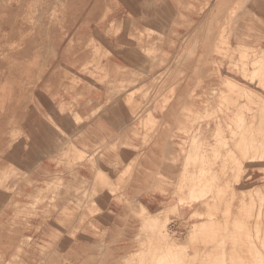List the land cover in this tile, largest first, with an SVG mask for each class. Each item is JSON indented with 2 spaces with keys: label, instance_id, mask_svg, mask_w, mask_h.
Here are the masks:
<instances>
[{
  "label": "rangeland",
  "instance_id": "1",
  "mask_svg": "<svg viewBox=\"0 0 264 264\" xmlns=\"http://www.w3.org/2000/svg\"><path fill=\"white\" fill-rule=\"evenodd\" d=\"M263 1H238L224 12L220 8L218 11H214L215 9L212 8L214 0H189L188 5L181 8L182 11L179 12L178 19L174 18L171 11L168 10L166 0H156L157 7L153 11V18L148 19V25L144 28L132 27L133 23L131 20L127 21L128 19L117 21L115 25L111 22L112 27L107 31L108 35H121L129 44H139L140 51L145 53L143 55L153 56L147 60L144 72L126 74L132 78L141 74L140 77L145 79L141 85H143L142 89L147 88L149 97L146 101L140 99L143 106L135 103L139 107L141 105L142 110L145 106H149L147 101L151 103L150 107L152 105L160 106L162 112L169 110V107L177 106L181 109L179 114L174 115L176 125L179 126L178 128L175 124L173 125V127L176 126V131H172V126L166 125L158 119L155 121L152 113L134 114L137 122L133 127V136L139 139L141 147L132 148L133 151L142 153L149 152V149L151 151V148L157 147L154 141L161 135L159 140L162 137L177 139L179 154L184 156L174 194L178 198V203L188 205L186 197L202 196L204 191L206 194L204 195L205 199L203 198L198 205H195L196 209L181 226L172 220L173 217H180V212L175 211L176 207L179 208L178 204L175 205L176 207L173 206L158 213L157 216L161 218L158 224L156 223L157 217L147 223L146 212L142 210L137 216L141 227L136 241L132 243L133 247L126 249L127 251L120 249L121 252L116 249L115 252V249L111 250L105 243L100 242L99 246L97 245L99 242H96L92 249L98 253L104 251L103 254L96 256L90 252L91 243L88 236L90 234L87 233L90 228L100 236V226L97 225L96 219L103 212L101 195L105 191L107 197H115L122 184L125 182L126 186L132 179V165L134 167L136 163L128 165L118 180L114 181L100 167L95 169L98 164L95 161L96 156L101 154L100 147L93 149L85 147V149H76L75 153H70L75 148L84 147L82 136L87 133L85 130L92 120L89 116L82 117L77 112L71 113L65 118V125L61 126L52 116L36 120L37 115L28 113L27 116L22 112L11 113L16 117L15 119L18 116L17 121L19 122L11 124L7 113L16 110L20 103V107H22L24 105L22 100L28 97L31 100L39 89L41 90L40 86L43 84L41 79L43 78H40L38 70L42 68V62L40 57V62L35 57V48L28 49V45L33 46L31 42L34 41V45L35 41L38 42V32L49 36V31L53 30L54 43L47 44L45 48L50 52L53 51L54 46L56 47L55 51L59 58V64L55 67L56 74L60 73L64 58L67 57L62 56L60 50L70 47L74 53L86 55V60L76 68L77 73L80 72L81 75L83 71V75L88 76L89 73L95 77L98 73L103 75L104 67L102 68V66L105 65L102 64V61L106 58L104 53L110 51L102 50V45L99 43L103 41L102 36L98 34L94 38L85 39L81 36L73 38V35L76 28L88 19L86 17L87 10H89L87 24H90L91 19H93L92 22L104 21L112 11L108 3L109 0H0V120H10L2 124L1 129H12V137L16 143L8 148V153L4 152L1 156L2 158L7 155L9 162L7 165L5 164L8 166V170H0V191L2 192L0 194V226L11 227L14 223L12 225L14 227L15 223L18 225L23 220L18 227L15 225L19 229L18 231L13 227L8 228L13 232L14 236L11 235L12 232L9 234L12 239L7 235L9 232H5L8 230L5 229L6 226L0 227L2 237L3 233H6L3 238L0 236V240L4 239L2 242L5 241L6 235L7 241L19 238L18 241H20L22 237L19 244L9 242L11 246L14 244L10 249H13L12 257H15L9 258L7 254L12 250H7L6 258L0 257V264H23L26 260V264H151L156 261L157 257H160L165 264L169 259L174 262H184V264L190 260H195V263L198 264L205 262L219 264L222 261L240 264L248 263L249 259H252L251 257L257 259L255 255H251L256 251L247 248L248 246L244 247L236 258H233L231 254L234 252V245L240 246L237 244L239 237L244 240L248 239L247 244L250 240L255 241L257 229L254 224L258 220L256 219L257 212L261 205L263 206L261 208L264 209V131L262 134L261 132L252 134L256 129L264 128V104L260 100L262 99L260 89H254L253 85H250V82H247L241 74L245 64L249 63L247 66L250 67V64L256 62V59L262 60L258 59V53L261 42L264 41V32L261 34L260 40L258 37L250 40L252 42L250 45L235 46L229 39V35L231 37L233 33L227 31H231L235 26V22L239 19L240 12L245 10V6L250 12L255 13V6L258 2ZM196 7H200L199 10ZM209 9L211 10L210 17L206 16L209 14ZM188 13L206 16L205 21L198 24L185 16ZM67 15H73L75 18L71 17L72 19L68 21ZM36 20H38V24ZM187 26L191 29H188V35L180 36L177 30ZM192 30H198V32L190 34ZM109 31L112 33L110 34ZM170 40L172 47L177 48L181 58L178 60L179 66L175 70L166 65L167 59L170 60L171 56L167 54L164 47ZM75 46L78 48L77 51L74 50ZM262 48L264 49V46ZM256 53L257 55H255ZM84 66H86V70H80ZM69 72L66 71V76H69ZM126 78L123 77L117 87L116 82L112 83L115 92L122 89L120 85L126 83ZM73 81L76 87L78 83L83 82L81 79L76 80L78 83ZM141 85L135 90L139 89ZM124 87V91L127 92L129 89L125 85ZM5 90L16 98L11 99L13 96L3 97L2 94ZM252 90H259V92L253 94ZM135 92L130 91L131 95L128 96L130 101L134 98L131 97ZM137 94L139 95V92ZM237 96H241L237 98L240 103L237 107H233L229 103H222L225 98L233 97L234 99L235 97L236 99ZM55 97L57 95H53L50 99ZM139 97L142 98L141 93ZM128 99L126 105L131 104ZM132 103L131 106L136 105L134 101ZM250 107L254 108L250 111ZM226 115L231 119H227ZM237 116H243V120L247 119L241 124L246 128H238L235 126L236 124H233L234 118ZM238 122L240 123L239 120ZM238 122L236 121V123ZM19 126L29 128L26 138L23 137ZM249 129L255 130L250 132ZM178 135H183L184 138L178 139ZM252 136L254 137L253 146L250 144ZM38 139L43 144L41 149L33 143ZM23 140L26 141V144ZM72 140L75 141V148L72 146ZM237 141L239 142L238 147L236 146ZM151 144L155 145L151 146ZM200 148L207 151L204 153V158H201L199 154ZM77 150L80 152L76 153ZM42 152L57 167L54 172L49 173L50 175L48 173L46 175L48 178L45 179V182L51 177L47 181L49 185H45L44 181L31 179L32 166L37 164ZM46 158H43L42 161H48ZM84 163L89 165L92 171L96 170L95 178L92 181L94 183L78 177L76 169ZM191 172L194 178L189 177ZM205 172L209 173L211 177L212 183H207L211 188L204 184L203 174ZM98 173L100 174L98 175ZM101 176H104L103 181ZM69 179L73 181L70 182ZM97 179L102 181L98 185H96ZM192 180L197 182L196 186L191 185ZM9 183H12L13 186L7 187ZM33 184L37 185L35 188L40 187L42 190L35 198L31 196L36 195L39 191H33L35 189L32 187ZM25 185L33 191L31 195L19 193ZM91 185H93L92 191ZM239 186H243V189ZM258 190L262 192L259 191L261 193L260 195L258 193L257 196ZM208 191H211L210 194ZM24 196L28 200L22 204ZM215 199L217 200L215 201ZM81 200L82 202H80ZM210 203L212 204L211 208ZM198 211L203 213L202 217L193 216ZM207 212L208 215L211 213L213 218H209L206 215ZM209 219H213L214 224L199 232L196 224ZM260 219L259 222L262 221L263 226L264 213ZM6 220H9V226L5 224ZM195 225L196 229H194ZM20 227L21 229L26 227V230L22 229L24 230L22 233ZM76 239H79L80 242ZM84 241L87 242V245ZM78 244L81 245L78 246ZM89 245L90 247L87 248ZM28 247H33L32 251L33 249H35L34 251L38 250L36 251L38 253L32 252L30 248L26 250ZM27 251L28 253L25 254ZM75 252H77L76 257H74ZM119 252L120 254L117 256ZM169 253L174 256L168 257ZM110 254L113 257L108 256ZM32 256L34 258L30 259ZM21 259L24 260L23 263H21ZM126 261L128 262L126 263ZM257 262L258 260L255 264Z\"/></svg>",
  "mask_w": 264,
  "mask_h": 264
},
{
  "label": "crops",
  "instance_id": "2",
  "mask_svg": "<svg viewBox=\"0 0 264 264\" xmlns=\"http://www.w3.org/2000/svg\"><path fill=\"white\" fill-rule=\"evenodd\" d=\"M238 1L241 2L242 0H214L212 8L215 9L214 11H218L220 8L225 12L226 9L228 11V8ZM155 2L156 0H109L108 3L112 11L104 21L91 22L90 24L81 25L76 28L73 38H79L81 36L88 39L89 37L94 38L98 34L102 36L103 41L99 42L102 45V50L108 49L107 51L111 53V56L102 61L103 65L109 66L113 71V74L109 76V80L107 79L100 85L103 75H97L95 77L93 75L86 76L77 73V70L73 66L78 68L80 63L86 60V55H79L75 52L74 55H69L64 58L65 60L61 65L60 73L50 77L49 86L42 84L40 86L41 90L35 94L37 97L35 96L32 100L29 97L22 100L24 105L16 111L22 112L25 115L32 113L42 119H46L45 116H52L61 126L65 125V118L74 112L79 113L82 117H91L92 120L85 130L87 131V135L83 137L84 147L81 146L80 149H85V147L89 149L100 147L101 154L96 156L98 164L95 169L97 170L100 167L114 181L115 179L118 180L128 165L134 162L136 163L134 167L132 165V179L128 181L126 186L125 182L122 184L120 191L116 193L115 197H107L105 191L102 193L101 200L103 201V205L101 208L103 212L96 219L97 225L100 226V236L96 235L92 229H88L89 232L87 234H90L88 236L91 246L96 242H102L108 245L111 250L122 249L124 251L129 249L133 247L134 244L132 245V243L136 241V237L140 231L141 222L137 219V216L140 215L141 209L145 208L149 214H154L162 210H168L178 204V198L174 194L184 158L183 155L179 154L178 140L169 139L168 137L161 140L157 139V147L153 148L150 152L146 151L142 153L140 151H133L132 148L138 149L141 147L139 139L133 136V127L137 122L133 115L148 114L151 112L156 115L158 120L166 125L172 126L171 129H175L173 128V125H176L174 115L179 114L181 109L176 106L169 107V110L165 112H158L155 106H145L143 110L139 106H128L126 102L128 96L130 97V91L125 93L122 91L115 92L111 86L112 83L116 82L115 85L117 87L122 80L121 76L116 75L117 68L138 73L139 71L144 72L145 70L143 69L146 68L144 62L140 60L141 57L144 60L146 58L140 51L141 47L139 44L131 45L121 35L111 36L107 34L111 22L124 21L132 18L138 22V28H144L148 25V19L153 18V11L157 7ZM166 2L168 3L167 7L171 11L172 16L179 19V12L182 11L181 8L183 6L186 7L189 0H166ZM221 2L223 3L222 7ZM259 5L263 8H256L255 13L250 12L247 6H245L244 11L240 12V17L235 22L236 27L232 28V45H250L252 44L250 40L263 34L264 5L262 3ZM210 12L211 10L209 9V14L206 16L210 17ZM206 16L192 13L190 18L197 23H201L205 21ZM188 29L190 28L187 26L178 29L177 32L183 37L188 35ZM197 32L198 30H192L190 34ZM261 46H264V41L261 42ZM74 50L77 51L78 48L75 46ZM164 50L171 56L170 60L167 59L166 65L171 66L174 70L177 69L179 66L177 64L178 60H181V58L179 57L177 48L172 47L171 40L167 42ZM66 71H70L69 76H66ZM79 78L83 82L73 89V80L79 81ZM27 95L30 96V94ZM53 95H57V97L51 100L50 98ZM133 97L134 103L140 102L141 98L139 96L134 94ZM14 98L16 96L11 97V99ZM20 129L22 130L23 137L26 138V135L29 133L27 131L29 128L20 127ZM14 143L12 129L0 130V152L1 150L11 148L12 145L16 144ZM24 143L26 144V141ZM35 143L39 149L43 146L42 141L39 139ZM6 162L8 161L0 159L2 165ZM56 168L51 161H44L38 166L35 172L33 171L34 173L31 175V179L33 177V179H41V181H44L48 178L46 177L47 173L54 172ZM96 170L92 171L90 166L84 163L76 169V172H78L79 178L92 182L95 178L94 174ZM69 181L72 182L73 180L69 179ZM12 186V183H9L7 187ZM31 192L33 191L26 185L22 187V191H19L22 195H30ZM26 200L28 198L26 197L25 199L24 196V200L21 201L22 204ZM179 208L180 217H173L172 220L177 222L178 226H181L194 212L196 206H180ZM99 237L103 238L100 239ZM93 250L91 247V254L96 256L104 252L98 253L96 250L93 252ZM13 252L12 250L7 254L9 258L12 257ZM76 256L77 252L74 253V257ZM108 256L113 257L112 254Z\"/></svg>",
  "mask_w": 264,
  "mask_h": 264
},
{
  "label": "bare ground",
  "instance_id": "3",
  "mask_svg": "<svg viewBox=\"0 0 264 264\" xmlns=\"http://www.w3.org/2000/svg\"><path fill=\"white\" fill-rule=\"evenodd\" d=\"M223 2V1H222ZM221 2V3H222ZM19 3V2H18ZM60 3H62V2H60ZM263 5H264V1L263 2H261ZM261 3H257V5L255 6V9L254 10H256V8H259V9H261V8H263L261 5H259V4H261ZM222 5H223V3L221 4V7H222ZM200 6V5H199ZM232 7V6H231ZM230 7V8H231ZM198 10H199V8L198 7H196ZM25 9V8H24ZM229 9V8H228ZM160 10V9H159ZM263 11V10H262ZM88 12H89V10H87L86 11V17L88 18V19H86L85 21H84V23L82 24V25H85V24H87L88 23V20H89V15H88ZM192 14V13H191ZM194 14V13H193ZM196 14V13H195ZM5 15V14H4ZM63 16V15H62ZM187 18H190L189 16H190V14L188 13V14H186L185 15ZM18 17V16H17ZM75 18V16H73V15H67L66 16V18H68V21L70 20V19H72V18ZM11 18V17H10ZM19 18V17H18ZM37 19H39V18H37ZM191 19V18H190ZM237 19V18H236ZM131 20V22L133 23V26L132 27H137V26H139L138 25V22L137 21H135V20H133L132 18H128V20L127 21H130ZM37 21V24H38V20H36ZM40 22H41V20H39ZM93 21V19H91V21H90V23ZM236 21H238V19L236 20ZM195 22V21H194ZM14 23H15V21H14ZM117 23V21H113L112 22V24H116ZM40 25H42L41 23H39ZM198 24H200V23H198ZM20 25V24H19ZM46 25V24H45ZM233 26V25H232ZM238 26V25H237ZM110 27H112V26H110ZM131 27V26H130ZM131 27V28H132ZM229 27V26H228ZM236 26H234V28H235ZM63 28V27H62ZM13 30V29H12ZM176 31V30H175ZM227 32H232L233 33V31L231 30H228ZM109 33L111 34L112 33V31H109ZM176 33V32H175ZM177 34V33H176ZM33 35H34V33H33ZM249 37H251V36H249ZM256 37H258V40H260V37H261V35L260 36H256ZM232 38V36L230 37V35H229V39H231ZM125 39V38H124ZM37 40H38V42H36L35 41V45H34V41L33 42H31V44H33V46L32 45H28V49H31V48H35V57L37 58V60H38V62H40V60H41V64H42V68H39V70H38V72L40 73V78H43V79H41L42 80V82H43V84H46V86L48 85L49 86V80H50V77H52V76H54L56 73H55V67H56V65L57 64H59V58H58V53H56V51H55V46H54V48H53V51H48V49H46L45 48V46L47 45V44H53L54 42H53V40H54V37H53V30L51 29V31H49V36L48 35H44L43 33H40V32H38V35H37ZM126 41V40H125ZM128 42V41H127ZM37 43V44H36ZM41 43H42V47H41ZM260 44V43H259ZM108 50V49H107ZM259 53H258V59L259 58H261L262 60H257L256 59V62H253V64H250L251 66L250 67H248L247 65L249 64H245L244 66H243V69L241 70V74L244 76V78H245V80L247 81V82H250V85H253L252 87L254 88V89H260V91H261V98L262 99H260L261 100V102L264 104V49L260 46V48H259ZM142 52V51H141ZM143 53V52H142ZM1 54V53H0ZM60 54L63 56V55H65V56H68V55H74V51H73V49L72 48H70V47H68V48H64V49H61L60 50ZM143 54H145V53H143ZM255 55H257V53L255 54ZM109 56H111V53L110 52H107V53H104V57H106V58H108ZM39 57H40V60H39ZM144 57L147 59V60H149V59H151L153 56L152 55H144ZM144 60L142 57H141V61L142 62H144V64H145V66H147L146 64L148 63V61L147 60ZM14 63V62H13ZM38 64V63H37ZM91 64V63H90ZM97 64V63H96ZM85 65V64H84ZM99 65V64H98ZM97 65V66H98ZM102 65V64H101ZM92 66V65H91ZM160 66H161V64H160ZM85 67L86 66H84V68H82V69H80V70H86L85 69ZM104 67V71H103V75L104 76H102L103 77V79H102V81L100 82V85H102L103 84V82H105L107 79L109 80V76H111L112 74H113V71H112V69L111 68H106L105 66H102V68ZM114 67V66H113ZM75 68V67H74ZM92 68V67H91ZM115 68H117L116 66H115ZM76 69V68H75ZM59 70V69H58ZM88 71H89V67H88ZM94 72V71H93ZM130 71L129 70H126V69H122V68H117V71H116V75L118 76H121L122 78L123 77H127L126 78V83H124V85L133 93V92H135L136 90H137V92H139V95L137 94V96H140V93H141V95H142V98H141V100L143 99V100H147V97H149V95L147 96V88H145V89H142V86L143 85H141V82H144V78H142V77H140L141 76V74L139 75V76H136V77H133L132 78V76H127L126 74H128ZM80 73V72H79ZM82 74L81 75H83V71L81 72ZM85 73V72H84ZM95 74V73H94ZM85 75V74H84ZM87 75H89V73L87 74ZM98 75H101V73H98ZM135 76V75H134ZM81 77V76H80ZM80 79V78H79ZM89 81H90V79H89ZM77 82V81H76ZM91 82H93L92 80H91ZM95 82V81H94ZM78 83V82H77ZM42 85V84H41ZM75 85V84H74ZM77 85H79V83L77 84ZM91 85V84H90ZM112 85V84H111ZM124 85L123 84H121L120 86H121V90L120 91H122V92H124L125 93V87H124ZM139 85H141V87L139 88V89H136L135 90V88L136 87H138ZM119 86V87H120ZM74 87H76V86H74ZM112 87H113V85H112ZM49 88V87H48ZM178 88V87H177ZM75 89V88H74ZM40 90V89H39ZM128 90V91H129ZM133 90H135V91H133ZM256 90H252V91H254V93L253 94H255V93H257V92H259V90L258 91H256ZM113 91V90H112ZM137 92H135L134 94L136 95V93ZM133 94V95H134ZM131 95V94H130ZM2 96L3 97H6V96H13L12 95V93H10V92H8L7 90H5L4 92H3V94H2ZM37 97V96H36ZM241 96H237L236 97V99H235V97H234V99H233V97H229V98H225L224 99V101L222 102L223 104L224 103H226V104H228L229 103V105H231L232 104V106L234 107V106H239V100L237 99V98H240ZM35 97H33V98H31V100L32 99H34ZM129 98V97H128ZM131 98H133V96L131 97ZM38 99V98H37ZM134 99V98H133ZM133 99H131V101H130V98L128 99L129 100V103H131V104H133L132 102V100ZM45 100V99H44ZM47 100V99H46ZM141 100H140V102H141ZM49 102V101H48ZM138 103V104H142V103ZM39 103V102H38ZM126 103H128V102H126ZM144 103V102H143ZM146 103V102H145ZM144 103V104H145ZM41 104V103H40ZM130 104V105H131ZM136 104V103H135ZM138 104H136L135 106H137L138 107ZM147 104L149 105V106H147V107H150V105H151V103L150 102H148L147 101ZM146 104V105H147ZM225 104V105H226ZM20 106H21V103L19 104ZM18 104H16V106H19ZM228 105V106H229ZM253 105V104H252ZM256 105H257V103H256ZM18 107L16 110H12V111H10V113H7L9 116H8V119H11V124H17V123H19L18 121H17V119H18V116H17V119H15L16 117L14 116V115H12L11 113H15L16 111H18L19 109H21L22 107ZM48 106V105H47ZM122 106H123V104H122ZM128 106H129V104H128ZM142 106H143V104H142ZM141 105H140V108L142 107ZM152 106H155L156 107V111H158V112H162V108L160 109V106H158V105H152ZM134 107V106H133ZM232 108V107H231ZM252 108H254V107H250V111L252 110ZM168 109V108H167ZM166 111V110H165ZM229 111V110H228ZM249 111V112H250ZM158 112H157V114H158ZM222 113V112H221ZM32 114V113H31ZM150 114H151V112H150ZM153 115H152V117H153V119L155 120V121H157V117L155 116V114L154 113H152ZM160 114V113H159ZM223 114V113H222ZM226 114V113H225ZM23 115V114H22ZM22 115H21V117H22ZM33 116V115H32ZM227 116V115H226ZM236 116V115H235ZM228 117V116H227ZM234 117V116H233ZM23 118V117H22ZM242 118V119H241ZM35 119L36 120H38V119H40V120H42V118L41 117H39L38 118V116L37 117H35ZM227 119H229V117L227 118ZM231 119V118H230ZM229 119V120H230ZM233 119V118H232ZM238 122V120L240 121V123L238 122V123H236V121ZM233 120V124L236 126V127H238V128H246V127H243L241 124L242 123H244V121L245 120H247L246 118H245V120H243V116H237L236 118H234ZM10 120H0V130L2 131V129H1V125L2 124H4V123H6V122H9ZM20 121V120H19ZM34 122V121H33ZM36 122V121H35ZM34 122V123H35ZM177 123V122H176ZM232 123V122H231ZM28 123H26V125H27ZM38 124V123H37ZM39 124H41V122H39ZM29 125V124H28ZM176 126H178V125H176ZM176 126H174L175 127V129H173L174 131H176ZM228 126V125H227ZM232 126V125H231ZM230 126V127H231ZM27 127V126H26ZM173 127V128H174ZM229 127V128H230ZM36 128V127H35ZM178 128H179V126H178ZM258 128V127H257ZM37 130H38V128H37ZM250 130V129H249ZM253 130H255V129H253ZM252 129L250 130V132H252L253 131ZM263 131H264V128L262 129V128H258V129H256V131H253V133L252 134H254V133H260L261 132V134L263 133ZM40 133V132H39ZM38 133V134H39ZM87 134V133H86ZM85 134V135H86ZM84 135V136H85ZM39 136H41V135H39ZM84 136H82V137H84ZM160 136V135H159ZM162 136V135H161ZM161 136H160V138H161ZM166 137V136H165ZM170 137V136H169ZM159 138V139H160ZM164 137H162V139H163ZM170 138H172V137H170ZM177 138L178 139H182V138H184L183 137V135L181 136V135H178L177 136ZM41 139H42V137H41ZM82 139V138H81ZM254 137L252 136V137H250V144L253 146V144H254ZM156 140H157V138H156ZM156 140L154 141V143L156 142ZM33 141V140H32ZM36 141H33V143L34 144H36L35 143ZM72 142H73V140H72ZM75 142V141H74ZM74 142L72 143V146L74 147L75 146V144H74ZM81 142V141H80ZM82 143V142H81ZM239 142L237 141V143H236V146L238 147L239 146V144H238ZM84 144V143H83ZM82 144V145H83ZM181 144V143H180ZM70 145H71V143H70ZM155 144H151V146H154ZM156 145H157V142H156ZM71 146V147H72ZM251 146V147H252ZM72 147V148H73ZM77 147V146H76ZM75 148V147H74ZM76 149H80L79 147L78 148H75V149H73V151H71L70 153H75V150ZM151 149H153V148H151ZM201 149V148H200ZM198 150L199 151V154H200V156H201V158H204V153L205 152H207V151H204L203 150V148L201 149V150ZM206 150V149H205ZM78 151L79 150H77V152L76 153H78ZM4 152H7L8 153V148L7 149H5V151H3V150H1V152H0V159L1 160H7L8 161V157H7V155H5L4 157H2L1 158V156H3V154H4ZM80 152V151H79ZM149 152H150V149H149ZM74 155V154H73ZM75 156V155H74ZM43 158H46V154H44L43 152H42V154H41V158H39L38 159V162H37V164H36V162H35V166H32V170L35 172V170L38 168V166L41 164V162H44V161H42L43 160ZM11 159V158H10ZM47 159V158H46ZM45 159V160H46ZM48 160V159H47ZM49 161V160H48ZM78 161V160H77ZM96 161V160H95ZM9 162V161H8ZM7 163V162H6ZM6 163H4V165H1L0 164V170H4V169H7L8 170V166H6L5 164ZM81 163V162H80ZM3 166H4V168H3ZM262 166V165H261ZM36 168V169H35ZM116 168V167H115ZM114 168V169H115ZM242 171V170H241ZM33 172V173H34ZM240 172V171H239ZM52 173V172H51ZM76 173H78V172H76ZM96 173V172H95ZM104 173V172H103ZM100 173H98V175H99ZM243 174H244V171H243ZM48 175H50L49 173H48ZM238 175V174H237ZM249 175V174H248ZM78 177H79V174H78ZM103 177L104 176H101V179H102V181H103ZM189 177H191V178H194L193 177V175H192V172L189 174ZM33 178V177H32ZM51 178V177H50ZM49 178V179H50ZM203 178H204V184H207V183H212V181H211V177H210V175H209V173H204L203 174ZM213 178V177H212ZM215 178H216V176H215ZM214 178V179H215ZM239 178V177H238ZM48 179V180H49ZM82 179V178H81ZM33 180H36V181H41V179L39 180V179H33ZM48 180H46V182H45V180H44V183H45V185L47 184V185H49V182H47ZM102 181H99L98 179H97V183H96V185H98V183L100 184ZM236 181V180H235ZM187 182V181H186ZM37 183V182H36ZM92 183H94V182H92ZM95 185V186H96ZM191 185L192 186H196L197 185V182L195 181V180H192V183H191ZM208 186H206V187H209V184H207ZM242 185V184H241ZM37 185L36 184H33L32 185V187L33 188H35ZM211 186V185H210ZM240 187V186H239ZM246 187H247V185H246ZM209 188H211V187H209ZM240 188H242L243 189V186L242 187H240ZM259 188V187H258ZM90 189H91V191H92V189H93V185H91L90 186ZM257 189V188H256ZM24 190V189H23ZM39 191V192H37V194L36 195H33V196H31V197H33V198H35L42 190H41V188L39 187V188H35L33 191ZM259 191H261V190H258L257 191V196H258V193H259ZM206 191H204V193H203V195L202 196H196V195H192V196H190V197H186V202H188V205H184V204H182L181 202H179L178 203V206L180 207V206H182V207H184V206H189V207H191V206H193V205H198L202 200H203V198L205 199V197H204V195L206 194L205 193ZM209 192V191H208ZM211 192V191H210ZM210 192H209V194H210ZM244 192V191H243ZM262 192V191H261ZM260 192V193H261ZM245 193V192H244ZM247 193H249V192H247ZM251 193V192H250ZM255 193V192H254ZM260 193H259V195H260ZM32 193H30V195H31ZM251 195H252V193H251ZM100 196V195H99ZM98 196V197H99ZM216 198H217V196H216ZM208 200H210V199H208ZM217 199H215V201H216ZM261 200H262V198H261ZM264 200V199H263ZM262 200V201H263ZM204 201H206V200H204ZM214 201V202H215ZM80 202H82V200L80 201ZM183 202V201H182ZM221 202H223V199H221ZM220 202V203H221ZM212 203H213V198H212ZM79 204V203H78ZM158 204V203H157ZM189 204H192V205H189ZM209 204V203H208ZM262 206V205H261ZM261 206H259L260 208H259V210H258V214H257V218L256 219H258V220H256L255 222V224L254 225H256L255 227H256V229H257V233H256V236H255V241H253V240H250L249 241V244H247L246 242H248V239H243V238H241V237H239L238 239H237V244L238 245H240V246H237V245H234L235 247L233 248V253L231 254V256L233 257V258H236L237 256H238V254H239V252H241L242 251V249L244 248V247H246V246H248L247 248H249V249H251L252 251H256V253H252L251 255L252 256H256L257 257V259H255V257H251L252 259H249L250 261L248 262V263H240V264H255L256 263V260H258V262H257V264H264V254H263V252H264V225L262 226V221L261 222H259V220H261L260 218H261V216H262V214L264 213L263 212V208H261ZM141 207H143V206H141ZM176 207V206H175ZM207 207V206H206ZM209 207V206H208ZM212 207V204L210 203V208ZM263 207V206H262ZM144 208V207H143ZM186 208V207H185ZM198 208V207H197ZM149 209V208H148ZM209 209V208H208ZM141 210H143V211H145L146 212V222L148 223V221L150 222L151 221V219H153L154 217H157L156 218V223L158 224V222H160V220H161V218L160 217H158L157 216V214L158 213H160V212H163L164 210H162V211H159L158 213H154V214H149L148 213V211L147 210H145V208L144 209H141ZM16 211V210H15ZM175 211H177V213L178 212H180V208H178V207H176L175 208ZM205 212H206V210H205ZM156 215V216H155ZM202 215H203V213L202 212H200V211H198L197 213H195V214H193V216H201L202 217ZM209 218L210 217H212L213 218V215L211 214V213H209V215H208V212H207V214H206ZM253 215V214H252ZM10 216V215H9ZM10 218V217H9ZM9 218H7V219H9ZM1 221V220H0ZM7 221V220H6ZM9 221V220H8ZM8 221H7V223H5V224H9L8 223ZM22 221L23 220H21L20 222L22 223ZM19 222V223H20ZM18 223V222H17ZM19 223H18V225H19ZM25 225H26V223L25 222H23ZM54 223H56L55 221H54ZM12 224V223H11ZM14 224V223H13ZM12 224V225H13ZM23 224V225H24ZM214 224V220L213 219H209V220H207V221H203V222H201V223H199V224H196V225H198V231L199 232H201V231H203V229H205L206 227H210L211 225H213ZM3 225V224H2ZM10 225V224H9ZM8 225V226H9ZM11 225V227L9 226V227H7L6 225V228L5 229H8V228H12L13 226ZM15 225H17L16 223H15ZM14 225V227L13 228H16V226ZM18 225H17V227H18ZM35 225V224H34ZM52 225H54V224H52ZM196 225H195V227H194V229H196ZM5 226H0L1 228H3V227H5ZM22 226V225H21ZM1 228H0V233H1ZM17 229V228H16ZM22 229H25L26 230V227L24 228H22ZM21 229V227H20V230H22ZM51 229V228H50ZM9 230H11V229H8L7 231L5 230V232L7 233V232H9V233H7V235L9 236V234L12 232V231H9ZM19 229H17V231H18ZM52 230V229H51ZM14 231H16V230H14ZM3 232V231H2ZM20 232H24V230H22V231H20ZM6 233H3V237H4V235L6 234ZM2 234V233H1ZM0 234V236L2 237V235ZM16 234V233H15ZM7 235L5 236V238L6 239H8L7 238ZM12 236H14L13 235V232H12V234H11ZM17 236H20V235H18V233L16 234ZM15 235V236H16ZM22 235H24V234H22ZM166 235H168V234H166ZM25 236V235H24ZM169 236V235H168ZM2 237V238H3ZM10 238H11V236H9ZM21 237V236H20ZM78 237V236H77ZM14 238V237H13ZM17 238V237H16ZM82 238V237H81ZM247 238V237H246ZM5 239V241L4 242H2V240H4V239H2V240H0L1 242H0V257H2V256H4L5 258H6V255H5V253L7 252L8 253V251L9 250H13V249H10V247H12L14 244H19L20 243V241L22 240V237H21V240L20 241H18L19 239H17V240H15L14 239V241L12 240H10V241H7ZM12 239V238H11ZM39 240V239H38ZM41 240V239H40ZM76 240H79V239H76ZM75 240V241H76ZM9 242H14V244H12V246L10 245V243ZM19 242V243H18ZM35 242V241H34ZM77 242V241H76ZM79 242H80V240H79ZM86 241H84V243H85ZM100 243V242H99ZM97 244V245H101V243L100 244ZM77 244V243H76ZM90 244V243H89ZM81 245V244H80ZM79 244H78V246H80ZM83 246H85V245H87V242H86V244L84 245V244H82ZM91 245V244H90ZM90 245L89 246H87V248L88 247H90ZM28 246V245H27ZM31 246V245H30ZM58 246H59V244H58ZM98 246V247H99ZM108 246V245H107ZM92 247V246H91ZM102 247V246H101ZM8 248V249H7ZM30 247H28V248H26V250L27 249H29ZM33 248V247H32ZM32 248H30L31 249V251H32ZM34 248H35V246H34ZM87 248H85V249H87ZM219 248V247H218ZM218 248H216V249H218ZM235 249H236V252H235ZM8 250V251H7ZM35 249H33V251L32 252H36V251H38V250H36V251H34ZM118 250V249H117ZM120 250V249H119ZM263 250V251H262ZM28 251H30V250H28ZM28 251L25 253V254H27L28 253ZM30 251V252H31ZM87 252V251H86ZM115 252H116V249H115ZM115 252H113V253H115ZM120 252H121V250H120ZM120 252L118 253V255L117 256H119V254H120ZM6 253V254H7ZM36 253H38V252H36ZM35 253V254H36ZM88 253V252H87ZM24 254V255H25ZM31 254V253H30ZM85 254V253H84ZM38 255V254H37ZM86 255V254H85ZM36 256V255H35ZM115 256H116V254H115ZM156 256H161V255H156ZM168 257H173L174 256V254H172V253H169L168 255H167ZM13 257H15V256H13ZM12 257V258H13ZM21 257V256H20ZM27 257V256H26ZM29 258V257H28ZM27 258V259H28ZM33 259L34 257L32 256V257H30V259ZM38 258V257H37ZM22 260V262L21 263H23V259H21ZM16 261V260H15ZM27 261V260H26ZM26 261H24V263L26 264ZM33 261V260H32ZM17 263H18V261H16ZM128 261H126V263H127ZM229 262V261H228ZM23 263V264H24ZM30 263V262H29ZM34 264V263H33ZM151 264H165L164 262H163V260L162 259H160V257H157L156 258V261H153ZM166 264H184V262H174L172 259H169V260H167V263ZM187 264H198V263H195V260H190V261H188L187 262ZM204 264H209L208 262H205ZM219 264H238V263H232V262H229V263H227V262H219Z\"/></svg>",
  "mask_w": 264,
  "mask_h": 264
}]
</instances>
